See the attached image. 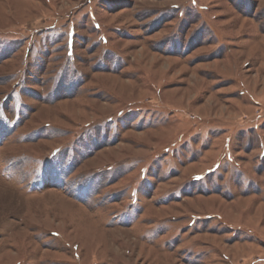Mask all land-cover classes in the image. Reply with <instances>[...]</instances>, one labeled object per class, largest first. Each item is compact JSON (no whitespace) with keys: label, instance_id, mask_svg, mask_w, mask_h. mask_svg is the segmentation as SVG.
<instances>
[{"label":"rangeland","instance_id":"obj_1","mask_svg":"<svg viewBox=\"0 0 264 264\" xmlns=\"http://www.w3.org/2000/svg\"><path fill=\"white\" fill-rule=\"evenodd\" d=\"M0 264H264V0H0Z\"/></svg>","mask_w":264,"mask_h":264}]
</instances>
